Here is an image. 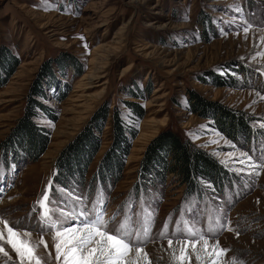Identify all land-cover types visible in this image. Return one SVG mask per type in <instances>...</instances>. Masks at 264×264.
I'll return each instance as SVG.
<instances>
[{"label": "rangeland", "instance_id": "rangeland-1", "mask_svg": "<svg viewBox=\"0 0 264 264\" xmlns=\"http://www.w3.org/2000/svg\"><path fill=\"white\" fill-rule=\"evenodd\" d=\"M37 77L42 97L36 101L42 109L32 122L42 129L38 135H46V144L29 162L24 149L10 141L23 134L17 123ZM0 82V219L17 225L18 242L34 247L32 260L26 255L23 264L37 259L58 264L54 245L63 246L71 233L57 228L41 235V217L55 206L43 200L45 190L50 198L53 193L63 198L69 213L83 190L72 187L76 165L66 178L68 186L59 184L58 176L65 175L57 172L56 160L80 130L92 126L97 150L86 167V181L114 145L115 112L126 146L119 179L106 195L95 191L87 204L100 207L97 198L104 195V217L115 214L117 226L126 216L140 224L151 217L150 242L144 246L148 256L141 253L137 259L132 250L128 258L134 264H264V167L259 166L264 154V0H0ZM134 105L140 115L130 109ZM214 107L225 108L231 117L251 116L254 132L262 130L258 141L244 142L239 133L229 132L226 115L216 116ZM164 129L219 161L236 176V186L219 196L206 184L211 200L181 202L182 186L167 174L148 184L138 200L122 201L146 145ZM72 155L67 158L71 163L80 156ZM217 219L226 227L208 244L218 241L220 248L202 252L203 241L189 238L186 230L194 224L193 230L203 233ZM166 223L169 234L161 237ZM177 228L181 232L173 236ZM26 231L32 235L25 236ZM56 231L62 235L54 240ZM0 232V247L8 253H0V264H21L3 223Z\"/></svg>", "mask_w": 264, "mask_h": 264}, {"label": "trees", "instance_id": "trees-1", "mask_svg": "<svg viewBox=\"0 0 264 264\" xmlns=\"http://www.w3.org/2000/svg\"><path fill=\"white\" fill-rule=\"evenodd\" d=\"M34 83L29 87L26 94L22 108V116L18 119L17 123L23 134L21 138L10 141V144L13 142L14 146L24 149L26 153L25 156L28 158L29 162L36 160L42 153L44 145L46 144V135H38V131L42 129L40 130L37 128L32 122V118L36 117L38 111L42 109L40 104L36 101L37 97H42L39 77L35 79ZM193 98L196 102L201 101L197 96H193ZM130 109L138 112L140 115L141 110L137 105L130 106ZM214 111L216 116L221 115V117H223L226 115L227 118L224 125L229 132L234 131L235 133H239L244 142H247L249 139L254 140L255 138V142L258 141L257 136L261 135L262 130L258 129L257 134L254 132L256 130L250 125V123L253 122L251 116L243 113L231 117V115H229L230 111L222 107H214ZM105 113L106 111H103L101 115L102 119ZM116 114L115 112L113 116L114 120L111 124L114 145L111 150L103 154L95 167L94 173L91 174L86 181H84L85 179L83 177L86 167L97 150L96 138H94L91 133L92 126L80 130L73 138L71 145L64 147L60 151L55 163L57 172L62 171L65 175H59L57 181L60 185L65 186H68L66 178L73 176L71 175L73 166H77L74 171L77 173V176L74 178L72 185L76 184L77 187L82 189L83 197L87 196L88 201L93 198L92 195L95 191H100L102 194L104 192L105 194L106 190H108V188L110 189L113 183L119 179V172L122 167V156L125 153L126 146L121 144L124 141L123 125L121 120L116 117ZM95 127L97 128L98 125L96 124ZM132 134L133 133H131V135ZM232 135L229 134L230 137H232ZM119 143L121 145H119ZM113 148L116 150L115 153L113 152ZM62 153H64V155L60 157ZM71 154H75L76 156L80 155V158L78 157L77 160L71 163L67 160L68 157H71ZM73 155L72 157H75ZM167 174L174 176L177 184L182 186L181 202H186L190 198L199 200L205 198L209 201L210 198L208 194L212 192H209L206 184L211 185L215 195L220 196L224 193L225 196V193L232 190L229 186L231 185L233 188L236 181V176L206 151L197 147L189 139L181 137L176 132L170 129H164L158 132V134L146 145L138 163L136 172L137 177L122 201L127 197L134 201L136 198L138 200L139 194L146 191L145 187L148 184H152L155 180H164ZM76 185L72 187H76Z\"/></svg>", "mask_w": 264, "mask_h": 264}, {"label": "snow or ice", "instance_id": "snow-or-ice-1", "mask_svg": "<svg viewBox=\"0 0 264 264\" xmlns=\"http://www.w3.org/2000/svg\"><path fill=\"white\" fill-rule=\"evenodd\" d=\"M239 10V9H238ZM247 32V28L245 29ZM264 99V97H262ZM244 155H247L246 153ZM249 160L254 159L253 156H248ZM260 167H264V154L259 157ZM243 163V161H241ZM259 175V173H256ZM3 189H0L2 191ZM77 203L72 206V212L67 211L68 205L65 204L63 198L57 199L53 193L51 198L49 197V192L46 189L43 200L48 201L49 204L55 205L51 207L49 211L43 213L41 217V235L47 229H57L63 230L64 234L71 233L70 236H66L63 246L62 243L57 242L54 246L56 249V259L58 264H60V257L63 253L64 261L63 264H134V262L128 258V253L132 250L135 251L137 259L140 258L141 253L145 257L148 256L147 252H144V246L150 242L151 227L149 226L151 222V217L143 224H140L139 219H133L131 216H126L124 222L116 225L115 214L110 219H105L104 211L106 210V198L99 196L97 202L100 207L89 208L87 201L88 197H77ZM38 203H40L38 201ZM131 207V206H130ZM35 212L36 209H33ZM31 215V214H30ZM76 221V226H71L70 222ZM0 223H3L4 228L7 230L9 238L7 243L11 245L12 249L15 250L20 258L21 264L24 262V258L27 255L29 261L33 258L34 247L30 248L24 242H18L15 237L17 233L14 228L17 225H10L7 219H0ZM140 225L137 227L136 225ZM226 224L222 219L215 220V226L207 229L205 232H201L199 229L193 230L192 227L187 228L186 235L189 238L198 237L199 240L203 241L204 247L201 251H206L208 247H212L213 250L220 248L219 242L209 246L208 240L214 239L216 234L223 230ZM181 232V229L177 228L176 231L172 232L173 236H177ZM168 224L166 223L164 229L161 231L160 236H168ZM240 233L237 231L236 235ZM25 236H31V231L24 232ZM62 232L56 231L54 240L61 237ZM4 234L0 232V240H3ZM193 252L196 254V259L199 262L201 260V255L196 251V241L192 240ZM41 244H44L45 249H47V244L41 238ZM185 243H189L186 240ZM169 246H172L173 240L168 239ZM183 252L184 250L181 249ZM221 251L228 252L226 248H221ZM0 253L8 255L3 247H0ZM211 256V253H209ZM235 260V258H234ZM36 264H41V260L37 259ZM46 264V262H45ZM211 264V261H210ZM242 264V262H241Z\"/></svg>", "mask_w": 264, "mask_h": 264}]
</instances>
